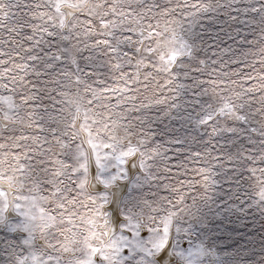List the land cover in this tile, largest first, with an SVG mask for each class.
I'll use <instances>...</instances> for the list:
<instances>
[{
  "label": "snow or ice",
  "instance_id": "snow-or-ice-1",
  "mask_svg": "<svg viewBox=\"0 0 264 264\" xmlns=\"http://www.w3.org/2000/svg\"><path fill=\"white\" fill-rule=\"evenodd\" d=\"M0 264H264V0H0Z\"/></svg>",
  "mask_w": 264,
  "mask_h": 264
}]
</instances>
